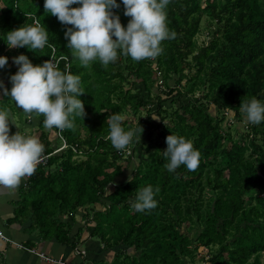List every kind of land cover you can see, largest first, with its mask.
<instances>
[{
  "label": "trees",
  "instance_id": "trees-1",
  "mask_svg": "<svg viewBox=\"0 0 264 264\" xmlns=\"http://www.w3.org/2000/svg\"><path fill=\"white\" fill-rule=\"evenodd\" d=\"M118 2L121 7L113 11L126 27L131 18ZM166 11L168 27L177 35L162 41L159 56L134 61L121 54L108 66L96 60L85 67L67 48L64 33L72 26L46 12L44 0H0L1 50L12 49L2 39L6 32L39 19L49 31V43L42 49L13 50L34 65L53 58L61 70L68 65L79 74L86 112L84 118L74 117L73 128L60 130L67 149L24 182L6 225L28 224L26 232L38 242L54 241L77 251L94 241L112 254L109 262L85 259L80 264H185L186 259L193 264L200 248L207 264H261L264 141L256 145L246 135L248 141L233 142L221 127L223 118L211 117L207 105L239 117L242 102L252 97L264 101V0H169ZM204 15L217 28L209 44L198 48L195 38ZM17 71L18 66L8 80ZM173 77L177 86L186 80L187 93L169 87ZM158 78L171 104L165 106L167 99L157 95V108L148 110L145 120H127L123 126L141 125L143 132L161 129L164 143L148 145L145 151L153 152L136 165L129 180L117 183L134 156L125 157L113 147L107 117L115 112L134 116L146 109V95L153 93ZM196 90L202 91L199 100H183ZM0 108L14 111L10 97H1ZM28 116L38 119L35 133L46 154L52 153L54 141L61 145L59 129L46 128L41 114ZM258 125L254 131L264 137V122ZM172 133L191 139L200 151L196 170L182 165L170 173L164 167L166 137ZM249 151L250 158L245 156ZM121 160L125 166L117 164ZM149 184L159 188L157 207L135 211L131 203L136 191ZM22 246L35 250L36 242ZM0 264H6L1 255Z\"/></svg>",
  "mask_w": 264,
  "mask_h": 264
},
{
  "label": "clouds",
  "instance_id": "clouds-1",
  "mask_svg": "<svg viewBox=\"0 0 264 264\" xmlns=\"http://www.w3.org/2000/svg\"><path fill=\"white\" fill-rule=\"evenodd\" d=\"M169 0H122L124 15L130 17L126 27L120 15L118 0H44L46 12L56 16L67 27L64 35L67 48L87 67L98 60L108 66L123 54L134 61L156 58L163 52L162 41L174 39L177 33L167 24ZM72 5H78L72 7ZM9 48L30 46L42 49L49 43V31L39 19L32 24L6 32ZM8 57L0 55V69L8 64ZM18 71L10 76L11 89L0 81L4 96L10 97L18 109L26 114H41L46 128L60 130L74 127V117H85V105L80 99L85 93L81 87V76L70 71L69 66L61 70L51 58L34 65L27 55L13 57ZM246 120L252 124L264 122V101L252 97L240 105ZM125 117L118 112L108 115V139L117 150H125L136 140L141 141L143 127L125 128ZM13 117L6 108H0V185L16 188L22 178L34 174L44 145L39 133L26 134L16 131L10 134ZM140 124V123H139ZM30 131V130H29ZM167 158L164 167L175 172L180 166L194 171L200 164L201 153L191 139L170 134L166 137ZM159 188L151 184L136 191L131 207L138 212L157 207Z\"/></svg>",
  "mask_w": 264,
  "mask_h": 264
},
{
  "label": "rangeland",
  "instance_id": "rangeland-1",
  "mask_svg": "<svg viewBox=\"0 0 264 264\" xmlns=\"http://www.w3.org/2000/svg\"><path fill=\"white\" fill-rule=\"evenodd\" d=\"M216 26L215 24H212L210 22V20L208 19L207 16H203L202 17V21H201V25H200V31L199 34L196 36L195 38V42L198 48L205 46L207 44H209V42L212 40L213 35L216 33ZM0 55L3 56H7L8 59V64L0 69V81H3L4 86L8 87L9 84L11 83L10 80H8V76L11 73V70L14 69V67H17L16 64L13 62V57H16L18 55L17 52H15V50L12 49H8L6 51L1 50L0 48ZM186 74L188 73V71L185 72ZM169 87L170 88H175L177 89V91H181L182 93H187L188 91H186V88L184 86H186V80H184L180 86L176 85V78L173 77L172 80L169 82ZM131 89L130 85H126L125 89ZM201 90H196L193 94H186L185 97L183 98V100L186 101H196L199 100V98L201 97ZM165 93H167V90L165 89V87L162 84V81L160 78H158V84L155 86L153 93H150V96L146 95V99L150 100L149 104L147 106L146 109L141 110L138 112V114L136 115H132V113H125L123 114V116L125 117L124 121L127 120H131L134 121V124H137V121L139 119L141 120H145L147 117V111L148 110H155L157 108V95H161L164 98L167 99L165 106H169L171 104V100H168L167 96H165ZM0 99L1 97L4 95L3 93V89H0ZM175 95V94H174ZM10 107L14 109V111L12 112L10 110V113L13 117V123L14 124H10V127H13L15 129H20V127H22L23 129H25L24 127L27 125L32 126V129H34L35 131H38L37 129V125H32L31 121L34 119V121L38 122V119L35 118L34 116H28V114L22 112V109H18L15 105V102L10 98ZM207 109H208V113L211 115V117H215L217 120L220 118H223L221 120V127L223 129L224 132H226L227 134L230 135V137L232 138L233 142H237L242 140H247L248 139H255L256 140V145H262L263 141H264V137L258 133H256L253 129V127H255L256 129H259V125L258 124H252L249 123L246 118L245 115L243 113L241 116L237 117L234 116L233 113L229 112V111H224L222 113H219L218 110L212 106V105H207ZM29 117V118H28ZM130 124V123H129ZM133 124V123H132ZM31 128V127H30ZM127 128H137L136 125L134 126H126ZM34 131V132H35ZM33 132V133H34ZM26 134H31V130H26L25 131ZM14 134V133H13ZM161 134V129L158 130H152L151 132L148 131V129L146 131H144L141 135V141L136 140L135 145H131V149H130V156H134L133 157V161H131L129 168L127 169V171L121 176L119 177L116 182L117 183H124L127 180H129L132 176V172L133 169L136 167V165H139L140 162L145 159L147 157V155H149L150 153L153 152V150L146 152L145 148L148 145H156L157 143H164V140L162 137H160ZM246 135H250V138L247 139ZM60 146V144H58L57 141H54V143H52V149H56ZM130 148V147H129ZM250 155V151L245 153V156L248 157ZM250 158V157H248ZM118 165H123L125 166L126 164L124 163V160L118 161L117 162ZM22 185V184H21ZM108 192H110V189L107 190ZM16 198L14 197L13 200H15ZM99 207V206H98ZM100 208V207H99ZM79 215H81V212H79ZM28 225V224H25ZM24 225V226H25ZM192 236V234H191ZM32 237V236H31ZM194 238V237H193ZM65 249L68 253L67 258H60L65 260L66 262H69L68 259H73L72 262H70L71 264H80L83 263V261H86L87 259H102V260H106L107 262L111 261L112 258V254L105 252L104 250H102L101 245L98 242H89L86 247H78L77 251L80 253H84L83 257L80 255H77L76 250L72 251L70 250V248ZM16 253V252H15ZM18 253V252H17ZM24 253V252H22ZM19 254L18 253V258H20V260H16L15 257L11 258L10 256V251H7V262L8 264H22V262L24 261L25 258H27V256L29 257V264H31V258L32 255L30 254ZM45 254V253H44ZM81 254V253H80ZM49 256H52L55 258V256H53L52 254H46ZM82 255V254H81ZM204 257V258H202ZM11 258V259H10ZM28 259V258H27ZM86 259V260H85ZM13 260V261H12ZM22 260V261H21ZM194 263L193 264H207L206 260H207V254L206 251H204L203 249H199V252L196 253L195 259H194ZM15 261V263H14ZM24 263V262H23ZM260 263L264 264V253L261 254L260 256ZM40 264H43L40 262ZM185 264H191L189 262V260H185Z\"/></svg>",
  "mask_w": 264,
  "mask_h": 264
},
{
  "label": "crops",
  "instance_id": "crops-1",
  "mask_svg": "<svg viewBox=\"0 0 264 264\" xmlns=\"http://www.w3.org/2000/svg\"><path fill=\"white\" fill-rule=\"evenodd\" d=\"M34 124L36 125L35 121L32 123V125ZM24 128L25 129L20 127V129H17V131L19 130L22 133H25L26 130H31V134L32 132L35 131L34 129H32V126H29V125L28 126L26 125ZM47 133H49V130ZM23 184H24V181L21 180V183L14 189L9 188L7 186L0 185V234L6 239H8L7 241H5L4 239L0 237V255L4 257L5 263L8 264L7 251H10L11 258L15 257L16 260L18 259L20 260V258H18V253L21 254L22 252H24L22 254L28 255L29 253L23 250H20L17 247V245H22V243H25L30 240L36 242L35 251L42 252L45 254H52L53 256H55V258L69 257L67 256L68 254L66 253L67 251L63 249V247L57 245L54 241L38 242V240L35 239L33 236L31 237L26 232L28 225H25V226L24 225L23 226H18V225L7 226L6 225V221L12 217L13 206L11 205V202L14 201L13 200L14 197L17 198L18 191L23 186ZM27 258L24 259L23 261L24 263L22 262V264H29L28 262L29 257L27 256ZM68 260L69 262H72L73 259H68ZM31 264H40V261L35 255H32Z\"/></svg>",
  "mask_w": 264,
  "mask_h": 264
},
{
  "label": "built area",
  "instance_id": "built-area-1",
  "mask_svg": "<svg viewBox=\"0 0 264 264\" xmlns=\"http://www.w3.org/2000/svg\"><path fill=\"white\" fill-rule=\"evenodd\" d=\"M57 137H58V138L60 139V141H61V145H60V147L54 149L52 153L46 154L45 146H44V152L42 153L41 159H40L39 163L37 164V167H36V168L47 166L48 161H49V158H50L51 156L56 155V154L60 153L61 151L67 149L66 142H65V140H64V139L62 138V136H61V131H60V129L57 131ZM43 145H44V144H43ZM120 154H121V155H125V157L128 156V155H130V148L127 147L125 150H120ZM29 177H30V176H25L24 178H22V180H23L24 182H26V181L29 179ZM0 237H1L2 239H4L5 241L8 240V239H6L5 237H3L1 234H0ZM17 247H18L20 250H23V251H25V252H27V253H29V254H31V255H35V256L38 258V260H39L41 263H43V264H70L69 262H66V261L63 260V259H60V258H54V257L49 256V255H46V254H44V253H42V252H38V251H35V250H30V249H25L22 245H17ZM75 253H77V255H81V254L83 255V254H84V253H82V252H80V253H81V254H80L78 251H76Z\"/></svg>",
  "mask_w": 264,
  "mask_h": 264
}]
</instances>
